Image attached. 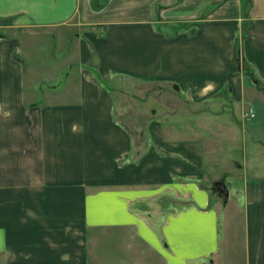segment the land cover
<instances>
[{
    "label": "crops",
    "instance_id": "1",
    "mask_svg": "<svg viewBox=\"0 0 264 264\" xmlns=\"http://www.w3.org/2000/svg\"><path fill=\"white\" fill-rule=\"evenodd\" d=\"M251 1L245 56L264 81V0ZM152 2L0 0V264H85L89 229L113 227L140 237L163 264H264V127L242 124L235 146L226 140L236 128L220 124L224 143L208 152L218 160L209 165L201 142L167 139L154 123L135 162L112 85L118 74L155 77L203 102L229 84L243 101L234 59L241 0L172 37L154 28ZM198 2L175 8L198 18ZM41 35L61 44L72 35L76 55L64 82L48 60L47 89L25 71ZM238 147L241 158L220 157ZM221 163L239 174L226 172L230 198L212 205L199 181L219 177L211 170Z\"/></svg>",
    "mask_w": 264,
    "mask_h": 264
},
{
    "label": "rangeland",
    "instance_id": "2",
    "mask_svg": "<svg viewBox=\"0 0 264 264\" xmlns=\"http://www.w3.org/2000/svg\"><path fill=\"white\" fill-rule=\"evenodd\" d=\"M180 1L153 0L151 3L154 28L165 33L168 37L190 28H202L211 12L213 13L229 2V0H199V17L195 16L190 19L191 17H184L181 12L177 13L175 6ZM206 5H212V10L209 13V9L205 10ZM240 8L239 17L242 16V18L238 21L241 26H239L240 29L234 40V59L237 64V72L243 76L246 82V94L243 101H236L233 98L229 84L207 100L195 102L192 100L190 92L183 91L179 84L164 82L155 77L135 76L137 78L133 79L118 74V81H112L117 96V118L131 130L135 151L143 150L145 153L148 150L152 143L149 129L154 123H160L163 126V136L167 139L175 137L187 140L196 139L201 142L204 153L207 155L205 156L206 161L211 165L215 164L217 160V157L212 155L215 151L214 148L220 150L219 147L224 143L223 138L220 137V133L223 132V127L220 124L233 125L236 128L237 134L233 130H227L230 137L226 140V143H234L235 146L240 139L239 134L242 132L243 125L264 127V81L260 76V70L256 66L254 67L245 56V41L254 33L250 12L251 1L248 0L243 4V0H241ZM216 23L221 24V22ZM71 37L73 36L64 40L62 44L54 35H41L37 40H32V44L38 47L34 51L33 61L25 62V71L27 77L31 71H35L36 76L41 80L38 84L40 89H47L49 84L44 76L48 60L59 65L56 70L58 82L65 81V73L69 71L67 65L69 62H74L76 56L71 49L69 50L70 45L72 46ZM27 41H30L28 37ZM68 57L71 59L70 61H67ZM32 65H34L33 69ZM72 71H77L75 65ZM253 109L256 117L251 118ZM212 150L213 152L210 154ZM242 152L241 147L231 148L227 154L223 151L220 152V157L223 158V161L229 160L231 156L237 160L242 157ZM138 159L140 157L135 162ZM223 163L211 170L213 176L221 174L219 177L211 179L208 176H203L199 181V184L209 190L212 205L215 203L222 205L230 198L231 188L228 187L227 173H229V177L231 174H239V171H232V169L222 166ZM236 182L234 183L236 184ZM84 256L87 259L85 264H163L155 251L147 250L140 237H133L126 229L116 227L89 229V234L86 236V252L81 257ZM205 263L220 264L213 263L211 260ZM73 264L84 263L79 260Z\"/></svg>",
    "mask_w": 264,
    "mask_h": 264
},
{
    "label": "trees",
    "instance_id": "3",
    "mask_svg": "<svg viewBox=\"0 0 264 264\" xmlns=\"http://www.w3.org/2000/svg\"><path fill=\"white\" fill-rule=\"evenodd\" d=\"M248 0H243V4L244 3H246ZM251 1V0H250ZM252 2V1H251ZM208 10V13L212 10V5H207L206 6V8H205V10ZM206 10V11H207ZM238 57V56H237ZM124 125V124H123ZM125 127H127L126 125H125ZM127 129L129 130V131H131L128 127H127ZM130 134H131V136H132V133L130 132ZM142 153H143V150L141 151ZM141 152H138V151H135L134 150V146H133V151H132V157H133V159H137L142 153Z\"/></svg>",
    "mask_w": 264,
    "mask_h": 264
},
{
    "label": "built area",
    "instance_id": "4",
    "mask_svg": "<svg viewBox=\"0 0 264 264\" xmlns=\"http://www.w3.org/2000/svg\"><path fill=\"white\" fill-rule=\"evenodd\" d=\"M254 115H255V114H254V112L252 111V112H251V116L254 117Z\"/></svg>",
    "mask_w": 264,
    "mask_h": 264
}]
</instances>
